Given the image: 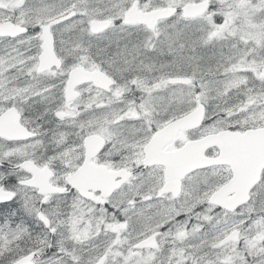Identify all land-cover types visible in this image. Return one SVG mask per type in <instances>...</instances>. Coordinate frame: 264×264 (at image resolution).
Here are the masks:
<instances>
[{
	"label": "snow or ice",
	"instance_id": "obj_1",
	"mask_svg": "<svg viewBox=\"0 0 264 264\" xmlns=\"http://www.w3.org/2000/svg\"><path fill=\"white\" fill-rule=\"evenodd\" d=\"M0 264H264V0H0Z\"/></svg>",
	"mask_w": 264,
	"mask_h": 264
}]
</instances>
